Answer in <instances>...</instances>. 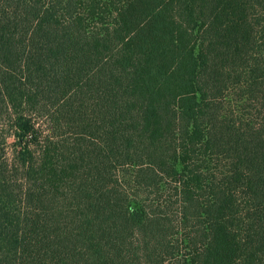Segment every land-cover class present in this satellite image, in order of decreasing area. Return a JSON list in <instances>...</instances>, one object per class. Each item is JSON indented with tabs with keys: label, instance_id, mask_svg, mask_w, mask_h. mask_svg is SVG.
Returning <instances> with one entry per match:
<instances>
[{
	"label": "trees",
	"instance_id": "16d2710c",
	"mask_svg": "<svg viewBox=\"0 0 264 264\" xmlns=\"http://www.w3.org/2000/svg\"><path fill=\"white\" fill-rule=\"evenodd\" d=\"M0 264H264V0H0Z\"/></svg>",
	"mask_w": 264,
	"mask_h": 264
}]
</instances>
